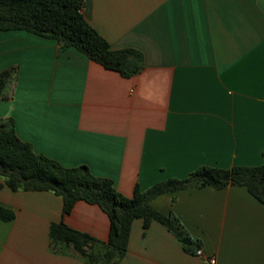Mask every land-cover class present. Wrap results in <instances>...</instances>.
<instances>
[{
    "label": "crops",
    "instance_id": "crops-1",
    "mask_svg": "<svg viewBox=\"0 0 264 264\" xmlns=\"http://www.w3.org/2000/svg\"><path fill=\"white\" fill-rule=\"evenodd\" d=\"M82 13L115 49L135 48L143 69L125 77L75 47L26 30H0V73L17 67L0 119L36 153L87 165L132 196L202 166L264 162V0H85ZM0 264H87L54 252L50 226L65 222L107 241L110 218L78 200L63 213L52 191L9 188L0 173ZM177 215L194 253L163 224H132L118 264H264V203L246 186L189 187L152 200Z\"/></svg>",
    "mask_w": 264,
    "mask_h": 264
},
{
    "label": "trees",
    "instance_id": "trees-1",
    "mask_svg": "<svg viewBox=\"0 0 264 264\" xmlns=\"http://www.w3.org/2000/svg\"><path fill=\"white\" fill-rule=\"evenodd\" d=\"M85 0H0V30H26L55 39L62 47H75L90 59L125 77L139 73L144 55L135 48L115 49L82 13ZM17 67L0 73V100L12 91ZM264 155V151H263ZM0 161L9 188L52 191L63 198V213H70L78 200L99 205L110 218V234L103 241L65 222L50 226L51 247L61 252L66 247L85 259L87 264H118L128 249L132 224L141 218L144 228L154 221L163 224L181 242L188 237L192 244L184 248L194 253L201 245L193 241L180 218L163 213L152 205L159 195L189 187L212 186L223 189L230 185L246 186L264 203V162L254 166L221 168L202 166L187 177H172L142 190L139 185L132 196L120 192L111 178L94 175L85 165L66 167L44 154L16 133L12 118L0 119ZM15 211L0 204V220H12Z\"/></svg>",
    "mask_w": 264,
    "mask_h": 264
},
{
    "label": "built area",
    "instance_id": "built-area-1",
    "mask_svg": "<svg viewBox=\"0 0 264 264\" xmlns=\"http://www.w3.org/2000/svg\"><path fill=\"white\" fill-rule=\"evenodd\" d=\"M197 255L205 258L207 264H216V262H217V258L215 255L208 256V257L205 256L204 250L202 248H199L197 250Z\"/></svg>",
    "mask_w": 264,
    "mask_h": 264
},
{
    "label": "water",
    "instance_id": "water-1",
    "mask_svg": "<svg viewBox=\"0 0 264 264\" xmlns=\"http://www.w3.org/2000/svg\"><path fill=\"white\" fill-rule=\"evenodd\" d=\"M3 167H4V166H3V163L0 161V170H2ZM182 242H183L184 244H186V245H191V244H192L191 240H190L188 237L183 238V239H182Z\"/></svg>",
    "mask_w": 264,
    "mask_h": 264
}]
</instances>
